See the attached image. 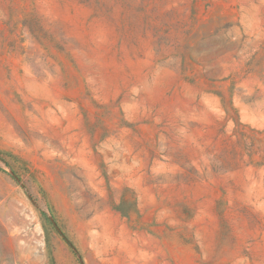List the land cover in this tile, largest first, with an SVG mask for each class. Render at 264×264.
Segmentation results:
<instances>
[{"label":"rangeland","instance_id":"374dc122","mask_svg":"<svg viewBox=\"0 0 264 264\" xmlns=\"http://www.w3.org/2000/svg\"><path fill=\"white\" fill-rule=\"evenodd\" d=\"M0 264H264V0H0Z\"/></svg>","mask_w":264,"mask_h":264}]
</instances>
